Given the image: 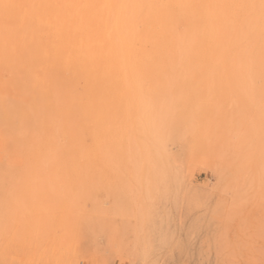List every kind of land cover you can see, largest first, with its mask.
I'll return each instance as SVG.
<instances>
[{"label": "rangeland", "instance_id": "rangeland-1", "mask_svg": "<svg viewBox=\"0 0 264 264\" xmlns=\"http://www.w3.org/2000/svg\"><path fill=\"white\" fill-rule=\"evenodd\" d=\"M110 1L0 10V264H264V0Z\"/></svg>", "mask_w": 264, "mask_h": 264}, {"label": "bare ground", "instance_id": "bare-ground-1", "mask_svg": "<svg viewBox=\"0 0 264 264\" xmlns=\"http://www.w3.org/2000/svg\"><path fill=\"white\" fill-rule=\"evenodd\" d=\"M16 1L17 0H0V10H16V12H18V8L20 7V6H25V10H29V12H30V10H49V12L51 13V18H52V22H54V24L53 23H51V24H53V28L54 29H56L55 31H57L58 32V39H56V44L55 45H53V50H55L56 51V53H58L60 50H58L57 48H55V47H57L58 46V44L57 43H59V46H61L62 44H64L65 43V41H66V32L63 30V25H62V23H59V17L61 16V14H62V10H66V12H67V10H70L71 11V14H72V17H74L77 13H78V10H80V13H81V0H36V1H34V3L31 1V0H18L20 3V5H18L17 6V3H16ZM86 1V0H85ZM109 1V0H108ZM112 1V0H111ZM110 1V2H111ZM223 1V0H222ZM221 1V5H224V4H222L223 2ZM121 2H122V8H121V6H120V8H121V10H116V11H114L113 10V13L115 12L116 14L112 17V15H111V18L109 19L108 18V20H109V22H108V24H106L107 26V29L108 30H110V26H112L111 28L113 29V33H112V31H111V33H110V31H109V34H108V38H109V40L107 41L108 43H110V48L111 49H114V51L115 52H118L119 53V56H123L124 55V53L125 52H123L122 50H124V47L125 48H129L130 49V47L133 45V43L135 42V40L136 39H138L137 37H136V35H135V32H134V27H132L131 26V24L130 23H125L124 24V20L126 19V17L125 16H127L126 14L128 13V12H135V9H136V5H137V0H121ZM226 2V1H225ZM231 2V1H230ZM118 4V3H117ZM217 4V3H216ZM228 4V3H227ZM226 4V5H227ZM85 5V4H84ZM111 5V4H110ZM218 5H220V4H218ZM226 5L224 6L225 7V9H227L226 8ZM229 5V4H228ZM231 5H233L232 3H231ZM231 5H230V7H231ZM112 6V5H111ZM138 6H140L139 4H138ZM137 6V7H138ZM141 7V6H140ZM139 7V8H140ZM220 7V6H219ZM23 8V7H22ZM84 9V8H83ZM223 9V8H222ZM111 10H112V8H111ZM207 11V10H206ZM222 11V10H221ZM227 11V10H226ZM260 11V10H259ZM137 12H139V11H137ZM68 13V12H67ZM70 13V12H69ZM222 13V12H221ZM30 14H31V12H30ZM138 14V13H137ZM204 14V13H203ZM210 14V13H209ZM223 14V13H222ZM227 14V13H226ZM225 14V12H224V14H223V16H228V15H226ZM18 15L20 16V13H18ZM39 16H40V14H39ZM138 16V15H137ZM205 16V15H204ZM222 16V17H223ZM31 17V16H30ZM160 17V16H159ZM193 17V16H192ZM22 18V17H21ZM20 18V19H21ZM124 18V19H123ZM32 19V18H31ZM128 19V18H127ZM126 19V20H127ZM137 19V18H136ZM210 19V18H209ZM125 20V21H126ZM158 20V19H157ZM196 20V19H195ZM238 20V19H237ZM20 21H22V19L20 20ZM128 21V20H127ZM136 21V20H135ZM203 21V20H202ZM204 21H206V20H204ZM204 21H203V23H204ZM107 22V21H106ZM194 22V21H193ZM225 22V21H224ZM244 22V21H243ZM133 23V22H132ZM206 23V22H205ZM209 23V22H208ZM263 23V22H262ZM29 24V23H28ZM27 24V21H26V25L27 26H25L24 27V29H26V27H28V30H29V28H31V27H29L30 25H31V22H30V25H28ZM32 24H33V22H32ZM46 24H48L47 23V20H46V23H45V25ZM211 24V23H210ZM253 24V23H252ZM14 25H16V24H14ZM105 25V24H104ZM225 25H227V24H225ZM206 26V25H205ZM209 26V25H208ZM255 26V25H254ZM46 27V26H45ZM103 27H105V26H103ZM227 27V26H226ZM23 28V27H22ZM211 28L213 29V27L211 26ZM138 29V28H137ZM46 30V29H45ZM105 31H106V29H104ZM209 30H210V27H209ZM214 30V29H213ZM213 30L211 31V32H213ZM22 31V30H21ZM24 31H27V29L26 30H24ZM47 31V30H46ZM104 31V32H105ZM136 31V30H135ZM230 31V30H229ZM11 32V31H10ZM23 32V31H22ZM22 32H21V35H22ZM29 32H30V30H29ZM57 32H56V35H57ZM153 32H155V31H153ZM32 33V32H31ZM30 33V34H31ZM43 33V32H42ZM47 33V32H46ZM45 33V34H46ZM53 33V32H52ZM93 33H94V30H93ZM26 34H27V32H26ZM80 34H81V28H80ZM105 34V33H104ZM213 34V33H212ZM43 35V34H42ZM53 35H55V34H53ZM252 35V34H251ZM31 36V35H30ZM39 36H41L40 34H39ZM105 36H107L106 34H105ZM247 36V35H246ZM20 37V36H19ZM22 37V36H21ZM107 38V37H106ZM255 38V37H254ZM21 39V38H20ZM32 39V38H31ZM52 39V38H51ZM253 39V38H252ZM256 40H257V38H255ZM255 39H253V41L255 40ZM202 40V39H201ZM52 41V40H51ZM45 42V41H44ZM46 42H48V41H46ZM139 42V41H138ZM18 43V42H17ZM49 43V42H48ZM55 43V42H54ZM103 43V42H102ZM141 43V42H140ZM202 43V42H201ZM201 43H200V46H201ZM204 43V42H203ZM6 44H7V42H6ZM12 44V43H11ZM34 44V43H33ZM39 44V43H38ZM43 44V43H42ZM50 44H52V43H49V46H50ZM99 44V43H98ZM137 44V43H136ZM205 44H207V43H205ZM248 44V43H247ZM19 45H21L20 44V40H19ZM138 45V44H137ZM140 45V44H139ZM208 45V44H207ZM10 46V45H9ZM8 46V47H9ZM199 46V47H200ZM209 46V45H208ZM11 47V46H10ZM20 47V46H19ZM36 47V46H35ZM62 47V46H61ZM137 47V46H136ZM142 47V46H141ZM60 48V47H59ZM66 48V47H65ZM65 48L63 49L62 48V50H65ZM109 48V49H110ZM198 48V47H197ZM210 49H211V47H209ZM10 49V48H9ZM18 49V48H17ZM20 49H21V47H20ZM20 49H19V52H20ZM109 49H107V50H109ZM110 49V50H111ZM131 49H132V47H131ZM130 49V50H131ZM134 49V48H133ZM132 49V50H133ZM140 49V48H139ZM252 49V48H251ZM142 50V49H141ZM139 51V50H138ZM134 52V51H133ZM132 52V53H133ZM211 52H213V51H211ZM22 53V52H21ZM47 53V52H46ZM45 53V54H46ZM65 53V52H64ZM113 53V52H112ZM17 54V53H16ZM48 54H49V52H48ZM114 54V53H113ZM141 54H143V53H141ZM213 54V53H212ZM20 55H22V54H20ZM103 55L104 54H102V57H103ZM106 55H107V52H106ZM199 55V54H198ZM224 55V54H223ZM94 56V55H93ZM96 56V55H95ZM116 56V55H115ZM16 57H17V55H16ZM18 57H19V54H18ZM21 57V56H20ZM73 57H74V55H73ZM138 57V56H137ZM199 57H200V55H199ZM212 57H213V55H212ZM23 58V57H22ZM21 58V59H22ZM33 58V57H32ZM40 58V57H39ZM116 58V57H115ZM201 58V57H200ZM236 58V57H235ZM25 59V58H24ZM41 59V58H40ZM104 59H105V57H104ZM202 59V58H201ZM20 60V59H19ZM31 60V59H30ZM35 60V59H34ZM36 60H38L37 58H36ZM43 59H41V61H42ZM117 60V59H116ZM214 60H216L217 61V59H215L214 58ZM17 61H18V58H17ZM39 61V60H38ZM45 61V60H44ZM14 62H16V61H14ZM21 62V61H20ZM49 62H50V60H49ZM48 62V63H49ZM53 62H54V60H53ZM89 62V61H88ZM17 64L19 63V62H16ZM40 63V62H39ZM46 63V62H45ZM50 63H52V62H50ZM105 63H107V62H105ZM119 63V62H118ZM216 63V62H215ZM217 63H218V61H217ZM38 64V63H37ZM81 64H83V63H81ZM139 65V64H138ZM137 65V66H138ZM227 65V64H226ZM23 66H26V64L25 65H22V67ZM48 66H49V64H48ZM54 66V65H53ZM122 66H124V65H122ZM217 66V65H216ZM228 66V65H227ZM107 67V66H106ZM134 67V66H133ZM136 67V66H135ZM219 67V66H218ZM228 67H230V65L228 66ZM246 67V66H245ZM48 68V67H47ZM77 68V67H76ZM108 68V67H107ZM123 68H125V67H123ZM129 68V67H128ZM132 67H130V69H131ZM231 68V67H230ZM17 69V68H16ZM97 69V68H96ZM138 70H139V68H137ZM22 70V69H21ZM117 70V69H116ZM133 70V69H132ZM140 70H141V68H140ZM209 70V69H208ZM219 70V69H218ZM130 72H131V70H129ZM134 71V70H133ZM132 71V72H133ZM82 72V71H81ZM117 72V71H116ZM126 72H127V70H126ZM129 72V74H133L132 72L130 73ZM215 72V71H214ZM15 73H17V72H15ZM19 73H20V71H19ZM18 73V74H19ZM109 73H111V72H109V70H108V74L107 75H109ZM119 73V72H118ZM121 73V72H120ZM232 73V72H231ZM116 74V73H115ZM114 73H113V75H115ZM211 74V73H210ZM217 74V73H216ZM216 74H213V75H216ZM118 75V74H117ZM127 75V74H126ZM140 76H141V74H139ZM18 76V75H17ZM121 76H123V75H120V78H121ZM139 76V77H140ZM73 77V76H72ZM108 77H110V76H108ZM131 77V76H130ZM135 78H138L137 76H134ZM54 78V77H53ZM110 78H112V77H110ZM133 79V78H132ZM112 80V79H111ZM122 80V79H121ZM139 80V79H138ZM152 80V79H151ZM23 81V80H22ZM136 81V80H135ZM110 82H112V81H110ZM58 83V82H57ZM128 83V82H127ZM140 83V82H139ZM37 84V83H36ZM59 84V83H58ZM75 84V83H74ZM108 84V83H107ZM115 84V83H114ZM133 84V83H132ZM55 85H57V84H55ZM76 85V84H75ZM75 85H73V86H75ZM232 85V84H231ZM61 86V85H60ZM87 86V85H86ZM93 86V85H92ZM110 86H111V84H110ZM112 86H113V84H112ZM134 86H136V85H134ZM125 87V86H124ZM247 88V87H246ZM111 89V88H110ZM114 89V88H113ZM112 89V90H113ZM125 89H126V87H125ZM135 89V88H134ZM134 89H131V90H134ZM146 89V88H145ZM72 90V89H71ZM20 91V90H19ZM111 91V90H110ZM136 91V90H135ZM146 91V90H145ZM65 92V91H64ZM70 92V91H69ZM114 92V91H113ZM126 92H127V90H126ZM129 92V91H128ZM127 92V93H128ZM132 92V91H131ZM88 93V92H87ZM133 93H134V91H133ZM114 95H115V93H113ZM113 94L111 93V95L113 96ZM130 94V93H129ZM150 94V93H149ZM131 95H132V93H131ZM130 95V96H131ZM146 95H148V94H146ZM108 97V96H107ZM150 97V96H149ZM68 98V97H67ZM115 98V97H114ZM134 99V98H133ZM148 99V98H147ZM153 99V98H152ZM151 98H150V101L152 100ZM112 100V99H111ZM115 100H116V98H115ZM111 102V101H110ZM109 102V103H110ZM117 102V101H116ZM141 102V101H140ZM144 102H146L145 100L143 101V103ZM153 102V101H152ZM148 103V102H147ZM110 104H112V103H110ZM117 104V103H116ZM150 105H152L151 103H150ZM149 105V106H150ZM110 106V108L112 107L111 105H109ZM146 106V104L144 103V108H146L145 107ZM115 107V106H114ZM64 108V107H63ZM149 108V107H148ZM151 108H153V106H151ZM152 110V109H151ZM146 111V110H145ZM78 112V111H77ZM148 114V113H147ZM150 114V113H149ZM76 115V114H75ZM115 116H116V114H115ZM78 118V117H77ZM80 118V117H79ZM81 119V118H80ZM85 120V119H84ZM260 120V119H259ZM126 122V121H125ZM252 122V121H251ZM85 125V124H84ZM118 126V125H117ZM38 128V127H37ZM84 129V128H83ZM116 129V128H115ZM117 131V130H116ZM120 134V133H119ZM152 139H153V137H152ZM37 146V145H36ZM140 151V150H139ZM140 155V154H139ZM142 158V157H141ZM153 160V159H152ZM156 161V160H155ZM144 163V162H143ZM21 164V163H20ZM149 173V172H148ZM163 174V173H162ZM166 180V179H165Z\"/></svg>", "mask_w": 264, "mask_h": 264}]
</instances>
